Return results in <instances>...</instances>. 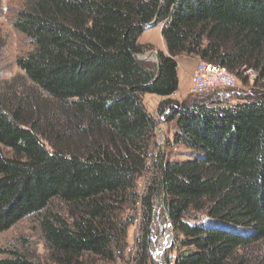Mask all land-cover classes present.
I'll use <instances>...</instances> for the list:
<instances>
[{
	"label": "trees",
	"instance_id": "1",
	"mask_svg": "<svg viewBox=\"0 0 264 264\" xmlns=\"http://www.w3.org/2000/svg\"><path fill=\"white\" fill-rule=\"evenodd\" d=\"M155 20L167 49L156 67L138 59ZM14 28L32 45L19 68L57 105L77 151L0 97V234L34 217L49 255L13 252L0 264L113 261L133 223L120 215L131 201L141 219L135 264H158L161 202L177 248L166 264H264V0H26ZM182 56L245 82L254 75L255 98L173 100ZM148 94L164 99L158 113L176 121L174 143L191 159L155 152Z\"/></svg>",
	"mask_w": 264,
	"mask_h": 264
},
{
	"label": "rangeland",
	"instance_id": "2",
	"mask_svg": "<svg viewBox=\"0 0 264 264\" xmlns=\"http://www.w3.org/2000/svg\"><path fill=\"white\" fill-rule=\"evenodd\" d=\"M25 4L26 0H0V97L4 104L12 109L21 104L33 119H39L41 128L47 136L58 141L64 148L77 151V135L68 128L66 122L58 115L57 105L33 87L18 66V59L32 50L30 41L14 28V19L18 11L25 7ZM139 43L147 50L139 58L144 60L143 62L146 64L156 67L158 65V52L167 50L161 36V26L149 28L139 39ZM200 62L199 58L180 57L178 60L179 89L172 96L173 100L179 103L193 104L195 101L204 98L211 100L215 98L214 96H218L233 104L237 103L239 98L247 97V95L249 98H255L254 75H251L246 82L237 78V88L233 92L225 91L202 97L195 96L191 90L192 76ZM163 100L157 95L148 94L144 97L143 102L156 124L155 152H164L170 161H187L191 159V151L183 145L174 143V134L177 130L176 121L168 122L158 113V106ZM58 134H60L59 137ZM150 177L151 174L146 173L138 179L135 188L138 194L144 193ZM54 205L58 211L65 213L64 208L60 207L58 202ZM136 208L138 206L134 208L131 201V204L120 213L124 221H133L128 228L124 248L117 251L113 261H100L99 258L89 257L87 259L89 264H135L137 239L141 237V219L140 217L135 219ZM158 218L163 227V232L159 237L158 233L154 235L155 238L156 236L158 238L153 251V260L158 264H166L167 255L173 257L177 248L173 250L175 233L163 215L162 202L161 208L160 206L158 208ZM257 248L261 251L258 256H262L264 243L258 245ZM13 252L39 262L49 261L42 233L34 217L22 220L12 229L0 234V260L7 258Z\"/></svg>",
	"mask_w": 264,
	"mask_h": 264
},
{
	"label": "built area",
	"instance_id": "3",
	"mask_svg": "<svg viewBox=\"0 0 264 264\" xmlns=\"http://www.w3.org/2000/svg\"><path fill=\"white\" fill-rule=\"evenodd\" d=\"M237 77L227 69L201 61L192 76L191 90L195 96H207L218 92L234 91Z\"/></svg>",
	"mask_w": 264,
	"mask_h": 264
},
{
	"label": "water",
	"instance_id": "4",
	"mask_svg": "<svg viewBox=\"0 0 264 264\" xmlns=\"http://www.w3.org/2000/svg\"><path fill=\"white\" fill-rule=\"evenodd\" d=\"M156 26H159L157 20H155V22H154L152 25H150L149 28L156 27ZM138 59H139L140 61H144V60L140 59L139 56H138ZM158 64H159V58H158ZM167 221H168V225H170V224H171L170 221H169V220H167Z\"/></svg>",
	"mask_w": 264,
	"mask_h": 264
},
{
	"label": "crops",
	"instance_id": "5",
	"mask_svg": "<svg viewBox=\"0 0 264 264\" xmlns=\"http://www.w3.org/2000/svg\"><path fill=\"white\" fill-rule=\"evenodd\" d=\"M165 53H167V50L165 51ZM179 59H180V58H179ZM179 59H178V60H179ZM178 67H179V66H178Z\"/></svg>",
	"mask_w": 264,
	"mask_h": 264
}]
</instances>
